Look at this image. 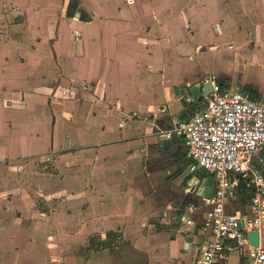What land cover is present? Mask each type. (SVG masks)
Wrapping results in <instances>:
<instances>
[{
    "label": "crops",
    "instance_id": "obj_1",
    "mask_svg": "<svg viewBox=\"0 0 264 264\" xmlns=\"http://www.w3.org/2000/svg\"><path fill=\"white\" fill-rule=\"evenodd\" d=\"M206 79L264 105V0H0V264H197L208 206L176 220L155 144ZM250 196L226 212L249 222ZM221 262L250 264L233 242Z\"/></svg>",
    "mask_w": 264,
    "mask_h": 264
},
{
    "label": "built area",
    "instance_id": "obj_2",
    "mask_svg": "<svg viewBox=\"0 0 264 264\" xmlns=\"http://www.w3.org/2000/svg\"><path fill=\"white\" fill-rule=\"evenodd\" d=\"M214 90L202 112L173 121L164 134L168 139L175 136L183 141L190 171L202 170L214 179L212 194L204 199L208 209L199 224L210 240L202 247L197 264H223L221 257L228 242L242 250L250 264H264V177L249 166L264 147V105L241 92ZM239 185L251 191L250 221L243 220V225L241 214L226 212L224 203ZM182 222L191 225L185 217ZM252 231L258 233L257 248L248 242L247 235Z\"/></svg>",
    "mask_w": 264,
    "mask_h": 264
},
{
    "label": "water",
    "instance_id": "obj_3",
    "mask_svg": "<svg viewBox=\"0 0 264 264\" xmlns=\"http://www.w3.org/2000/svg\"><path fill=\"white\" fill-rule=\"evenodd\" d=\"M175 93V97L179 104L181 105L183 110H187L188 108L193 109V105L195 103H205L208 99V96L215 92L212 82L208 79L195 83L193 85L185 86V88L178 90L177 88L173 89ZM195 114L199 112L198 107H195ZM176 115L180 121L183 120L184 115L182 114V110H179ZM171 117V116H170ZM172 125V123H171ZM171 125L167 129H161L158 131L157 136L161 139L155 144L157 150V156L160 160L159 167L162 168H173V173L171 175L172 181H179L178 189H179V201L174 207L176 220L180 223L184 218L185 210H191L197 207H202L204 204V199H207L212 194L211 192H207V187L205 186V181L200 184L199 183V174L197 171H190L191 164L190 162L183 157L180 153L179 148L172 150V148L176 145L175 136L171 138L164 137V134L169 131ZM261 161L264 162V147L258 153ZM198 179V181H196ZM199 184V185H198ZM243 225V221H241ZM249 245L257 248L259 245V237L256 231L249 232L247 235ZM264 246V241H262ZM187 244L185 245V248ZM199 251L196 252V257H198Z\"/></svg>",
    "mask_w": 264,
    "mask_h": 264
},
{
    "label": "rangeland",
    "instance_id": "obj_4",
    "mask_svg": "<svg viewBox=\"0 0 264 264\" xmlns=\"http://www.w3.org/2000/svg\"><path fill=\"white\" fill-rule=\"evenodd\" d=\"M7 6H8V7H12L13 4L10 2V4H7L5 7H7ZM8 7H7V8H8ZM157 178L160 180V179H166L167 177L162 176V178L156 177V179H157ZM167 179H168V178H167ZM164 181H165V180H164ZM169 183H171V182H169Z\"/></svg>",
    "mask_w": 264,
    "mask_h": 264
},
{
    "label": "trees",
    "instance_id": "obj_5",
    "mask_svg": "<svg viewBox=\"0 0 264 264\" xmlns=\"http://www.w3.org/2000/svg\"><path fill=\"white\" fill-rule=\"evenodd\" d=\"M109 237H110V234H109Z\"/></svg>",
    "mask_w": 264,
    "mask_h": 264
}]
</instances>
